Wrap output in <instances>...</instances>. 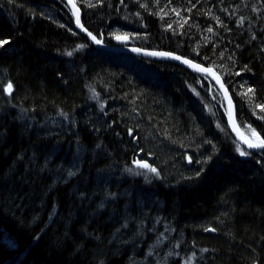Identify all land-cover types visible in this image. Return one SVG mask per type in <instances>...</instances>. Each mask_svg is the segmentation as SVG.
Masks as SVG:
<instances>
[{
    "label": "trees",
    "instance_id": "16d2710c",
    "mask_svg": "<svg viewBox=\"0 0 264 264\" xmlns=\"http://www.w3.org/2000/svg\"><path fill=\"white\" fill-rule=\"evenodd\" d=\"M75 1L215 68L264 137V0ZM0 41V264H264V151L212 80L64 0H0Z\"/></svg>",
    "mask_w": 264,
    "mask_h": 264
},
{
    "label": "water",
    "instance_id": "95a60500",
    "mask_svg": "<svg viewBox=\"0 0 264 264\" xmlns=\"http://www.w3.org/2000/svg\"><path fill=\"white\" fill-rule=\"evenodd\" d=\"M70 9L73 12L74 20L76 24L77 30L86 36V38L97 48L104 49L111 52H124L129 54H135L143 57L148 58H165L170 61H173L175 63H178L180 65H183L185 67H188L194 71H197L200 74H203L207 76L210 80L213 81L215 86L218 88L220 93L222 94L226 105L228 109V122H229V128L230 131L236 140V142L246 151L248 152H258V151H264V148H248L247 143L245 141L250 142H257V139H264L260 134H256V141H252L250 138H248L244 132L241 130L238 122L237 117V109L235 100L225 83L224 78L213 68L212 66L205 65L201 62H198L192 58H189L187 56H184L182 54L171 52L167 50H158V49H150V48H144L138 45H130V44H109L105 43L103 40H101L95 33H93L91 30H89L83 23V12L80 8V6L77 4L75 0H64ZM77 20H79V23H77ZM91 33V35H89ZM95 37V39H93ZM99 41V43H97ZM134 49H138L139 51H134ZM169 53L170 55H151V53ZM176 57H179L180 59H176ZM187 61V63L185 62ZM9 84L11 85V89H9ZM6 93L10 95L12 93V84L8 83L6 87ZM188 161L191 162L190 158H188Z\"/></svg>",
    "mask_w": 264,
    "mask_h": 264
},
{
    "label": "snow or ice",
    "instance_id": "6c2138e0",
    "mask_svg": "<svg viewBox=\"0 0 264 264\" xmlns=\"http://www.w3.org/2000/svg\"><path fill=\"white\" fill-rule=\"evenodd\" d=\"M77 23H79V20H77ZM209 31H211V29H209ZM89 35H91V33H89ZM93 39H95V37H93ZM0 43H7V41H0ZM97 43H99V41H97ZM134 51H139V50L138 49H134ZM68 55H72V53L69 52ZM151 55H170V54L169 53H156V52H154V53H151ZM176 59H180V58L179 57H176ZM185 62L187 63V61H185ZM8 87H9V89H11V85L10 84H9ZM247 91L248 92H252L253 90L251 88H249ZM245 143H247V147L250 148V149L251 148H264V139H259L258 138L257 139V142H255V143L246 140ZM237 151L240 153L241 156H248V155H250L249 152L244 151L239 146L237 147ZM136 165H137V167L147 168L151 172L157 173V169L154 168V167H151L147 162L136 161ZM69 175H73V173H69ZM197 175H199V173H197Z\"/></svg>",
    "mask_w": 264,
    "mask_h": 264
},
{
    "label": "rangeland",
    "instance_id": "374dc122",
    "mask_svg": "<svg viewBox=\"0 0 264 264\" xmlns=\"http://www.w3.org/2000/svg\"><path fill=\"white\" fill-rule=\"evenodd\" d=\"M245 135L248 136L252 141H256V134L255 133H253V135H251V134H245Z\"/></svg>",
    "mask_w": 264,
    "mask_h": 264
},
{
    "label": "bare ground",
    "instance_id": "6f19581e",
    "mask_svg": "<svg viewBox=\"0 0 264 264\" xmlns=\"http://www.w3.org/2000/svg\"><path fill=\"white\" fill-rule=\"evenodd\" d=\"M245 134V133H244ZM248 137V136H247ZM249 138V137H248ZM188 158H190V157H188ZM191 160V159H190ZM189 162V161H188Z\"/></svg>",
    "mask_w": 264,
    "mask_h": 264
}]
</instances>
